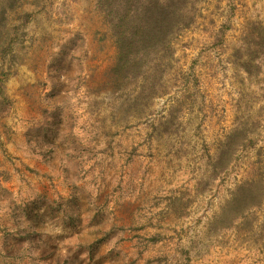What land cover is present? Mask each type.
Wrapping results in <instances>:
<instances>
[{
    "label": "rangeland",
    "instance_id": "rangeland-1",
    "mask_svg": "<svg viewBox=\"0 0 264 264\" xmlns=\"http://www.w3.org/2000/svg\"><path fill=\"white\" fill-rule=\"evenodd\" d=\"M100 1L0 0V264H264V0Z\"/></svg>",
    "mask_w": 264,
    "mask_h": 264
},
{
    "label": "trees",
    "instance_id": "trees-1",
    "mask_svg": "<svg viewBox=\"0 0 264 264\" xmlns=\"http://www.w3.org/2000/svg\"><path fill=\"white\" fill-rule=\"evenodd\" d=\"M100 2L104 4L105 15L110 20L109 26L115 38L117 55L113 71L116 73L130 67L132 54L140 43L145 44L158 35L166 37L181 26L176 22L180 18V11L168 2L147 4L140 10L132 7L134 0H129L122 7L112 5L111 0ZM0 16H4L2 9ZM252 184L253 182L247 183ZM245 191L250 195L249 190Z\"/></svg>",
    "mask_w": 264,
    "mask_h": 264
}]
</instances>
